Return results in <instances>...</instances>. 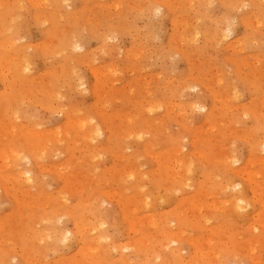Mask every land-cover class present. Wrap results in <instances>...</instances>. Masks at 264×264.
Instances as JSON below:
<instances>
[{"label": "rangeland", "instance_id": "1", "mask_svg": "<svg viewBox=\"0 0 264 264\" xmlns=\"http://www.w3.org/2000/svg\"><path fill=\"white\" fill-rule=\"evenodd\" d=\"M53 1L46 10L36 0H0V13L9 6L16 14L2 28L0 41H8L0 54L25 62L20 70L0 65V107H7L0 108V150L32 147L3 135L4 125L46 134L35 156L21 152L17 169L33 175L27 186L0 159V174L10 177L0 179V262L264 264V150L254 148L264 142V0H163L159 11L156 0ZM239 1L244 9H232ZM223 17L231 33L221 40ZM67 111L71 121L94 118L87 127L98 122L104 135L91 134L94 125L86 130L94 143L84 135L81 142ZM226 156L243 173L230 174ZM239 200L245 205L235 213L230 201ZM82 221L86 238L76 233ZM60 229L70 233L65 242ZM45 232L51 239L40 238ZM170 238L179 243L170 246Z\"/></svg>", "mask_w": 264, "mask_h": 264}, {"label": "bare ground", "instance_id": "2", "mask_svg": "<svg viewBox=\"0 0 264 264\" xmlns=\"http://www.w3.org/2000/svg\"><path fill=\"white\" fill-rule=\"evenodd\" d=\"M29 1H31V0H29ZM36 1H37L38 5H40V6L42 7V9L45 8V9L47 10V8H49V7H48V2L51 1V0H40V1H41L40 3L38 2L39 0H36ZM52 1H53V0H52ZM54 1H55V3H57V2L60 1V0H54ZM54 1H53V2H54ZM63 1H65V3H66V0H63ZM63 1H61V2H63ZM153 1H154V0H153ZM226 1H227V0H226ZM226 1H225V2H226ZM232 1H233V0H232ZM232 1H230V2H232ZM234 1H235V0H234ZM241 1H242V0H241ZM243 1H244V0H243ZM250 1H251V0H250ZM7 2H9V1H7ZM164 2H165V1H163V0H160V1H159V0L157 1V0H156L155 2H153V5L155 6V7L153 6V7L155 8V9H154V8H153V9H154L155 11H157V10L159 11V10L161 9L160 7L164 4ZM251 2H252V1H251ZM20 3H21V2H20ZM65 3L63 2V4H65ZM168 3H169V1H168ZM193 3H194V2H193ZM232 3H233V2H232ZM33 4H34V3H33ZM171 4H172V3H171ZM30 5H31V4H30ZM36 5H37V4H36ZM36 5H35V6H36ZM38 5H37V6H38ZM59 5H60V4H59ZM164 5H166V3H165ZM168 5L170 6V4H168ZM49 6H50V5H49ZM57 6H58V5H57ZM62 6H63V5H62ZM229 6H231V3H230V5H228V7H229ZM245 6H246V5H245L243 2H240V1H239L238 3H235L231 8H232V9L235 8V10H236V9L240 10V9H244ZM105 7H106V6H105ZM190 7H192V6H190ZM51 8H52V6H51ZM54 8H55V7H54ZM57 8H58V7H57ZM165 8H166V7H165ZM6 9H8L9 11H7L6 13H4V12L0 13V26H1L0 35H1V37L4 35V34L2 33V28L4 27V25H5L6 29H9V27L12 25V24H11L12 21H9V20H11L10 18H11L12 16L16 15V14H14V13L11 11V8H10L9 6H5V10H6ZM21 9H22V8H21ZM60 9H62V8H60ZM140 9H141V8H140ZM150 9H151V8H150ZM190 9H191V8H190ZM51 10H53V8H52ZM51 10H50L51 13H52V12L55 13V11H51ZM54 10H55V9H54ZM154 10H151V11H154ZM195 10H196V9H195ZM44 12H45V11H44ZM47 12L50 14L49 11H47ZM56 12H57V11H56ZM140 12H141V11H140ZM66 13L68 14V12H65V14H66ZM151 13L153 14V12H151ZM158 13H159V12H158ZM263 13H264V12H263ZM58 14H59V13H58ZM58 14H57V15H58ZM58 16H59V15H58ZM58 16H57V17H58ZM66 16H70V15H66ZM71 17H72V16H71ZM246 17H247V16H246ZM54 18H55V17H54ZM54 18H53V19H54ZM223 18H224L223 20H224V23H225L224 26H223L222 28L219 29V30H220L219 32H216V34L218 33V34H217L218 36H215V35H214L215 38H217V39H221V40L224 39V38H226V37L228 36V33H231V22H229V20H228L229 17H223ZM51 19H52V18H51ZM53 19H52V21H53ZM86 19H87V18H86ZM245 19H246V18H245ZM249 19H250V18H249ZM249 19H248V20H249ZM54 21H56V19H54ZM54 21H53V22H54ZM45 22H46V21H45ZM56 22H57V21H56ZM13 23H14V19H13ZM100 23H101V22H100ZM216 23H218V22H216ZM219 23H220V22H219ZM219 23H218V24H219ZM221 23H222V22H221ZM15 25H17V24H15ZM15 25H14V26H15ZM221 25H222V24H221ZM7 26H9V27H7ZM183 26H184V24H183ZM216 26H217V25H216ZM16 27H17V26H16ZM219 27H220V26H219ZM219 27H218V28H219ZM14 28H15V27H14ZM190 28H191V27H190ZM218 28H217V29H218ZM70 30H71V29H70ZM124 30H125V29H124ZM110 32H111V31H110ZM183 32H184V31H183ZM194 32H196V30H195ZM211 32H212V31H211ZM1 33H2V34H1ZM106 33H107V32H106ZM191 34H192V33H191ZM198 34H199V33H198ZM212 34H213V33H212ZM5 35H7V34H5ZM109 35H110V33H109ZM194 35H196V34H194ZM74 36H75V35H72L71 38H72V40L74 39L75 42H77V46H78V43H80V42H79L80 40L78 41L77 37H76V36L74 37ZM104 36H105V33L103 34V37H102L103 39H104ZM106 36L108 37V35H106ZM3 37H4V36H3ZM3 37H2V38H3ZM5 37H6V36H5ZM7 37H8V35H7ZM110 37H111V36H110ZM181 37H182V36H181ZM8 38H10V37H8ZM66 38H67V37H66ZM71 38L69 37V39H71ZM105 38H106V37H105ZM112 38H113V37H112ZM194 38H195V37H194ZM103 39H102V40H103ZM107 39H108V38H107ZM6 41H8V40H1V41H0V50H1V48H4V46L7 44ZM10 41H11V40H10ZM14 41H15V40H14ZM14 41H11V42L14 43ZM65 41H68V40H65ZM65 41H63L64 44L66 43ZM70 41H71V40H69L68 43H69ZM103 41H104V40H103ZM107 41H108V40H107ZM180 41H181V40H180ZM54 42H55V41H54ZM63 42H62V43H63ZM75 42H74V43H75ZM187 42H188V41H187ZM193 42H194V41H193ZM13 43H12V44H13ZM62 43L60 44L61 46H62ZM190 43H191V42H190ZM66 44H67V43H66ZM65 46H66V47H69L70 45H69V46L65 45ZM72 46H73V45H72ZM74 46H76V44H75ZM81 46H82V45H81ZM9 47H10V46H9ZM66 47H65L64 49H66ZM183 47H184V46H183ZM70 48H71V47H69V49H70ZM81 48H82V47H81ZM235 48H236V47H235ZM71 49H72V48H71ZM71 49H70V51H71ZM115 49H116V48H115ZM117 49H119V48H117ZM117 49H116V50H117ZM182 49H183V48H182ZM225 49H226V48H225ZM14 50H15V49H14ZM14 50L12 49L11 52L14 51ZM16 50H17V48H16ZM16 50H15L14 52H16ZM80 50H81V49H80ZM143 50H144V49H143ZM61 51H62V50H61ZM66 51H67V50H66ZM70 51H69V53H70ZM72 51H73V50H72ZM72 51H71V52H72ZM232 51H233V50H232ZM0 52H1V51H0ZM14 52H12V54H13ZM234 52H236V51H234ZM237 52H238V51H237ZM239 53H241V52H239ZM3 54H4V52L2 53V55H3ZM5 54H6V53H5ZM16 54H17V52H16ZM16 54H15V55H16ZM57 54H58V53H57ZM72 54L75 55L74 53H72ZM137 54H138V53H137ZM2 55L0 54V58H1V59H0V65H1L2 62L5 61L7 64L10 65V68L13 70V68H14L15 65H16L15 62H14V60H12V58H10V59H9V58H4V56H2ZM20 55H21V54H20ZM138 55H139V54H138ZM21 56H22V55H21ZM70 56H72V55H70ZM15 57H16V56H15ZM15 57H14V58H15ZM19 57H20V56H19ZM19 57H16V58L18 59ZM73 57H75V56H73ZM14 58H13V59H14ZM23 58H24V57H23ZM138 58H139V56H138ZM24 59L26 60V58H24ZM69 59H70V58H69ZM18 60H19V59H18ZM21 60H22V59H21ZM21 60L19 61L18 64H20V63L22 62ZM133 60H134V59H133ZM136 60H137V59H136ZM15 61L17 62V60H15ZM169 61H170V60H169ZM132 62H133V61H132ZM22 63H25V62H22ZM18 64H17L16 66H17V68L20 70V69H21V67H20L21 65H19V67H18ZM23 65H24V64H22V68H23L24 66L27 67L28 63H26V65H24V66H23ZM24 68H25V67H24ZM149 68H150V67H149ZM18 69H16L17 72H16V70L14 69L16 73H20ZM27 69H28V68H27ZM27 69H25V70H27ZM25 70L22 69L21 71L23 72V71H25ZM58 70H59V69H58ZM142 70H143V69H142ZM27 71H28V70H27ZM93 71H94V70H93ZM135 71H136V70H135ZM13 72H14V71H13ZM13 72H12V75H13L12 77H15L17 74H15V76H14ZM15 72H14V73H15ZM22 72H21V73H22ZM95 73H96V72H95ZM8 74H10V73H8ZM72 74H74V73H72ZM6 75H7V74H6ZM19 75H20V74H19ZM93 75L96 76V74H93ZM97 75H98V74H97ZM109 75H110V74H109ZM113 75H114V74H113ZM8 76H9V75H8ZM20 76H21V80H25V79H26V76H25V75H24L25 77L22 76V74H21ZM17 77H18V80H19V76H18V75L16 76V78H17ZM74 77H75V76H74ZM103 77H104V76H103ZM147 77H148V76H147ZM2 78H3V77H2ZM6 78H7V77H6ZM96 78H97V77H96ZM79 80H80V79H79ZM79 80L77 81L78 83H80ZM116 80H117V79H116ZM144 80H145V79H144ZM110 81H111V80H110ZM9 83H10V82H9ZM9 83H8V84H9ZM50 83H51V82H50ZM144 83H145V82H144ZM69 84H70V83H68V86H69ZM82 84H83V83H82ZM113 84H114V83H113ZM47 85H48V84H47ZM76 85H77V84H76ZM80 85H81V84H79L77 87L79 88ZM188 85H189V84H188ZM83 86H84V85H83ZM172 86H173V85H172ZM189 86H192V85H189ZM189 86H187L188 89H189ZM193 86L196 87V84H193ZM69 87L71 88V86H69ZM138 87H139V86H138ZM147 87H148V86H147ZM166 87H167V86H166ZM182 87H184V86H182ZM182 87H181V88H182ZM70 88H69V89H70ZM166 89H167V88H166ZM190 89H191V87H190ZM167 90H169V88H168ZM230 90H231V89H230ZM232 91H233V90H232ZM55 93H56V92H55ZM58 93H59V95H60V92H58ZM148 93H149V91H148ZM5 95H6V94H4V96H3V95H2V96L7 98V96L10 95V94H8L7 96H5ZM52 95H54V94L52 93L51 96H52ZM55 95H57V99H55V100H58L60 97L58 96L57 93H56ZM55 95L52 96V97L55 98ZM103 95H104V94H103ZM130 95H131V94H130ZM228 95H229V94H228ZM236 95H237V94H235V96H236ZM232 96H233V95H232ZM0 97H1V95H0ZM58 97H59V98H58ZM179 97H180V95H179ZM0 99H1V98H0ZM60 99H61V98H60ZM2 100H4V99H2ZM5 101H6V99H5ZM1 102H3V101H1ZM1 102H0V106H1V104H2ZM8 102H9V100H8ZM149 103H150V102H149ZM150 104H151V103H150ZM194 104H195V103H194ZM194 104H193V105H194ZM197 104H199V103H197ZM4 105H5V103H4ZM4 105H2V106H4ZM158 105H159V104H158ZM186 105H187V103H186ZM186 105H185V106H186ZM195 106H196V104H195ZM197 106H198V108H200L199 105H197ZM197 106H196V108H197ZM149 107H150V106H147L148 109H149ZM153 107L155 108V105H154ZM153 107H152V105H151V109H152ZM169 107H170V106H169ZM186 107H189V104H188V106H186ZM201 107H202V106H201ZM234 107H235V106H234ZM0 108H4V107H0ZM6 108H7V107L5 106L4 109H6ZM56 108H58V107H56ZM156 108H157V107H156ZM158 108H159V107H158ZM172 108H173V107H172ZM178 108H179V107H178ZM189 108L193 109V108H195V107L193 106V108H192V105H191ZM202 108H203V107H202ZM51 109H52V108H51ZM58 109H60V111H61V106H59ZM62 109H63V107H62ZM68 109H69V108H68ZM148 109H147V110H148ZM159 109H160V108H159ZM169 109H170V108H169ZM173 109H174V108H173ZM186 109H187V108H186ZM191 109H188V110H191ZM53 110H54V109H53ZM55 110L57 111V109H55ZM55 110H54V111H55ZM71 110H72V109H71ZM147 110H146V111H147ZM149 110H150V109H149ZM149 110H148L147 112H150V111H151V110H150V111H149ZM166 110H167V109H166ZM193 110H194V109H193ZM195 110H197V109H195ZM201 110H202V109H201ZM49 111H50V110H49ZM62 111H63V110H62ZM170 111H171V110H170ZM191 111H192V110H191ZM13 112H14V113L11 114V116H12V115L14 116V114L17 113V112H15V111H13ZM57 112H59V111H57ZM67 112H68V111H67ZM69 112H70V111H69ZM69 112H68L67 115H66V119H67L66 121H67V122H66V121H65V122L67 123V126H69V128L71 127V129L74 130V132L76 133V136H78V135L82 136V137H81V142L83 141V139H82V138H83V135H84L85 140H86L87 142L89 141V139H90V137H91V136H89L90 132H91V134H93V135L96 136V137H97V136L100 137V136L104 135V133L102 132V129L98 126V125H99L98 122H97V123L95 122V123H96V124H94V125H96L95 128L93 127L94 125H93V126L90 125L89 127H87V123L91 124V121L94 119V118L92 119L91 116H90L91 118H90V117H87V118L92 119L91 121H90V119H87V120L90 121V122H87L85 119H82L83 117H82V118H81V117H80V118L78 117L79 120H76V119H75L76 121H71V117H69L70 115H68V114H70L71 112H70V113H69ZM141 112H142V111H141ZM179 112H180V111H179ZM11 113H12V112H11ZM60 113L62 114V112H60ZM60 113H59V114H60ZM144 113H145V112H144ZM150 113H151V112H150ZM209 113H210V112H209ZM63 114H64V112H63ZM72 114H75V113H72ZM72 114H71V115H72ZM17 115H19V114H17ZM13 116H12V119H13ZM15 116H16V114H15ZM15 116H14V117H15ZM72 116H73V115H72ZM244 116H245V115H244ZM17 117H19V116H17ZM17 117H16V118H17ZM19 118H20V117H19ZM19 118H17V119H19ZM85 118H86V117H85ZM17 119H16V120H17ZM145 119H146V118H145ZM137 120H138V118H137ZM147 120H148V119H147ZM147 120H146V121H147ZM13 121H14V120H13ZM17 121H18V120H17ZM144 121H145V120H144ZM146 121H145V122H146ZM159 121H160V120H159ZM92 122H93V121H92ZM155 122H156V121H155ZM93 123H94V122H93ZM93 123H92V124H93ZM128 123H129V122H128ZM15 124H16V123H15ZM15 124L13 125V124L11 123V125H13V126H11L10 124H7L6 126L4 125L3 128L1 129V131L4 132L3 135H5V134L8 135V134H10V136H12V137L16 135V136H18V137L24 139V141L26 142V144L29 145L30 147L32 146L33 148L31 147L30 150H28V149H27V150H26V149H25V150H24V149H23V150L19 149V151L21 150V152L23 153L22 155H24V158H25V154H24V153H28V154H30L31 156H33V155L35 156V154H37V152H39V151H41V150L43 149V147H44V143L42 144V142H43V140L45 139V137H46L45 135H46V134L43 133L44 131H41V130H40V132H39L38 129L35 131L34 129L31 130L30 128H29L30 130L27 129V131L25 132L23 128H18L17 124H16L17 127H14ZM31 124H32V123H31ZM31 124H30V125H31ZM33 125H34V124H33ZM150 125H151V124H150ZM67 126H66V127H67ZM91 126H92L93 128H91V129L89 130L90 132L87 133L86 130H87L88 128H90ZM97 126H98V127H97ZM21 127H22V126H21ZM33 127H34V126H33ZM33 127H31V128H33ZM35 127H36V126H35ZM182 127H185V126H182ZM24 128H25V127H24ZM6 129H8V130L6 131ZM118 129H119V128H118ZM140 130H141V129H140ZM135 131H136V130H135ZM187 131H188V130H187ZM13 132H14V133H13ZM24 132H25V133H24ZM136 132H137V134L139 133L138 130H137ZM136 132H134V133H136ZM85 133H87V134L85 135ZM143 133H144V132H143ZM143 133L141 132V134L144 136ZM146 133H147V132H146ZM141 134L138 135V137L140 136L139 138L136 137V136H137L136 134H134V135H136L135 137H136L137 139H139V140L141 139V140H142ZM60 135H61V134H60ZM60 135H59V136H60ZM126 135H127V134H126ZM16 136H15V137H16ZM7 137H8V136H7ZM175 138H176V136H175ZM92 139H93V137H91L90 141L93 142ZM19 140H20V139H19ZM135 140H136V139H135ZM90 141H89V142H90ZM176 141H177V140H176ZM84 142H85V141H84ZM89 142H88V143H89ZM93 143H94V142H93ZM181 143H182V142H181ZM46 144H47V143H46ZM192 144H193V142H192ZM96 146H97V145H96ZM184 146H185V144H184ZM256 146L259 147L258 150H260V149L264 150V142H256L255 145H254V148H255ZM5 148H6V147H5ZM5 148H3L4 150H0V159H2L3 161L6 160L7 164L10 163V164L7 166V170L14 171V170L17 169V167L19 166V164H20V162H21V158H22L21 152H18V150H17V149L19 148V146L17 145V142H16V143L13 145V147H10L11 149L9 148L10 151H6V152H5ZM230 148H231V147H230ZM93 149H94V148H93ZM98 151H99V150H98ZM178 151H179V149H178ZM256 151H257V150H256ZM8 152H9V153H8ZM42 152H43V151H42ZM174 152H175V151H174ZM176 152H177V150H176ZM179 152H180V151H179ZM179 152H177V153H179ZM228 152H229V151H228ZM99 153H100V152H99ZM233 153H235V152H233ZM233 153H232V154H233ZM261 153H262V152H261ZM6 154H7V156H6ZM47 154H48V153H47ZM90 154H91V153H90ZM181 154H182V153H181ZM183 155H184V154H183ZM206 155H207V154H206ZM2 156H3V157L6 156V158L4 157L5 159H3ZM31 156H30V157H31ZM231 156H232V155H231ZM1 157H2V158H1ZM28 157H29V156H28ZM25 159H26V158H25ZM25 159H24V160H25ZM35 159H36V158H35ZM173 159H174V158H173ZM176 159H177V158H176ZM179 159H180V157H179ZM223 159H224V158H223ZM10 160H11V162H10ZM22 160H23V159H22ZM29 160H30V159H29ZM31 160H32V159H31ZM239 160H240V158H239ZM239 160H238V161H239ZM0 161H1V160H0ZM26 161H27V160H26ZM175 161L177 162L178 160H175ZM1 162H2V161H1ZM23 162H24V161H23ZM28 162H30V161H28ZM178 162L182 163L180 160H179ZM223 162H224V166L226 167V169L228 170V172H229L230 174H238V173L241 174V172H242V168H241V167H238V168L233 167V165H235V164L237 163V160H236L235 158H230V156H228V157L226 156V158L224 159V161L222 160V163H223ZM0 164H1V163H0ZM3 164H4V163H2L1 165L3 166ZM7 164H6V165H7ZM174 165H175V164H174ZM178 165H179V164H178ZM185 165H186V163H185ZM187 165H188V164H187ZM20 166H21V165H20ZM183 166H184V164L182 165V167H183ZM4 167H5V166H4ZM22 167H23V166H22ZM18 168H20V167H18ZM128 169H129V168H128ZM178 169H179V168H178ZM184 169H185V167L183 168V170H184ZM226 169H225V170H226ZM243 169H244V168H243ZM1 170H5V169L2 168ZM18 170H19V169H17V170L14 171V172H15V176L13 175V173H12L13 176H11V174H10L9 176L12 178V180H15V181H17V182H21V183H22V181H23V182L26 181L25 183H26V186H27L28 183H30L29 181H32V180H33V175L31 174L30 171H29V172H27V171H22V170H24V169H20L19 171H18ZM174 170H176V169H174ZM186 170H187L186 172H189V171H190V170H189V166H187V169H186ZM20 171H21V172H20ZM1 172H2V171H1ZM129 172H130V171H129ZM137 172H138V171H137ZM248 172H249V171H248ZM261 172H262V171H261ZM263 172H264V171H263ZM127 173H128V172H127ZM242 173H243V172H242ZM245 173H246V172H245ZM1 174H2V173H1ZM1 174H0V179H2V178L5 179L6 177L10 178L8 175H7L6 177H4V176L1 175ZM29 174H30V176H29ZM128 174H129V173H128ZM130 174H131V173H130ZM133 174H134V178H135V177H136V176H135V173L132 172V176H133ZM177 174H178V173H177ZM255 174H256V173H255ZM31 175H32V176H31ZM247 175H248V174H247ZM1 176H3V177H1ZM25 176H29V177L26 178ZM130 176H131V175H129V177H130ZM248 176H249V175H248ZM248 176H247V177H248ZM178 177H179V175H178ZM247 177H246V178H247ZM3 179H2V180H3ZM179 179H180L179 181H182V182H185V179L187 180L186 177L184 178V181L181 180L180 177H179ZM5 180H6V179H5ZM132 180H134V179H132ZM177 180H178V179H177ZM256 180H257V178H256ZM3 181H4V180H3ZM167 181H168V180H167ZM174 181H175V180H174ZM172 182H173V181H172ZM173 183H174V182H173ZM176 183L178 184L177 181H175V184H176ZM18 184H19V183H18ZM22 184H23V183H22ZM175 184H174V185H175ZM177 184H176V186H177ZM179 184H180V183H179ZM179 184H178V186H179V188L182 190V188L180 187ZM184 184L186 185V183H184ZM233 185H234V184H233ZM181 186H183V185H181ZM187 186H189V185H187ZM191 186H192V185H191ZM226 186H227V185H225V187H226ZM173 187H175V186H173ZM225 187H220V188H225ZM227 187H229V186H227ZM227 187H226L225 189H227ZM235 187H237V185H235ZM176 188H177V187H175V189H176ZM179 188H177V189H179ZM230 188H231V190L234 189V187H233V188L230 187ZM0 189H3V192H4V191L6 192V187H5V185L1 184V181H0ZM177 189H176V190H177ZM180 189H179V190H180ZM183 189H184V188H183ZM173 190H174V188H173ZM176 190H174V191H176ZM221 190H222V189H221ZM229 190H230V189H229ZM231 190H230V191H231ZM170 191H171V189H170ZM222 191H224V190H222ZM239 193H240L241 198H243L242 195H241L242 193H241V192H239ZM239 193H238V194H239ZM238 194H237V196H238ZM118 195H119V194H118ZM140 198H141V197H140ZM146 198H147V197H146ZM235 198H236V197H235ZM118 200H119V199H118ZM136 200H137V199H136ZM144 201L147 202L148 200H144V199L142 200V199H141L140 204L142 203V204H141L142 207L145 208V207H147L148 205H147V203H144ZM138 203H139V202H138ZM143 203L146 204V205H143ZM225 203H226V202H225ZM225 203H224V204H225ZM230 203H231V205H230L231 207H230L229 209H232V211L235 212V213H238V212L240 211V209L245 205L244 201L241 202L240 200H239V203H241V204L243 203L244 205H243V204L240 205V204H239L238 202H236V201H233V202L230 201ZM63 204H64V203H63ZM247 204H248V203H246V206H247ZM134 205H135V204H134ZM141 205H140V206H141ZM138 206H139V204H138ZM207 206H208V205H207ZM135 207H136V206H135ZM64 208L66 209L67 216H69V215L71 214V215H72V218H73V214H74V213L72 214L71 212H69V211L67 210L68 208H67L66 206H64ZM229 209H228V210H229ZM242 209H243V208H242ZM242 209H241V210H242ZM230 211H231V210H230ZM230 211H228V212H230ZM229 214H230V213H229ZM71 215H70V216H71ZM74 215H75V214H74ZM233 215H235V214L233 213ZM237 215H240V213H239V214H236L235 216H237ZM235 216H234V217H235ZM81 220H82V219H81ZM46 221H47V220H46ZM48 221H49V220H48ZM48 221H47V222H48ZM53 221H54V220H53ZM56 221H57V220H56ZM98 221H99V220H98ZM171 221H172V220H171ZM96 222H97V221H96ZM96 222H95V223H96ZM99 222H102V220H100ZM165 222H166V221H165ZM35 223H36V222H35ZM81 223H82L83 225L81 224L79 227H78V226H75V228H76V233H78V235H79V234H80V235H85V231L87 232L86 224L84 225L83 221H82ZM95 223H94V224H95ZM168 223H170V222H168ZM168 223H167V227L165 226V227H166L165 229H168ZM49 224H50V223H49ZM98 224H99V223H98ZM130 224H132V223L130 222ZM55 225H56V224H55ZM100 225H102V224H100ZM100 225H99V226H100ZM49 226H50V225H49ZM95 226H96V225H95ZM99 226H98V227H95V229L98 230V231L100 232V230H99ZM56 227H57V226H56ZM58 227L61 228L60 226H58ZM91 227H93V226H91ZM196 227H197V226H196ZM54 228H55V227H54ZM62 228H63V227H62ZM97 228H98V229H97ZM199 228H200V227H199ZM90 229H91V228H90ZM95 229H93L92 231L94 232ZM100 229H101V228H100ZM17 230H18V229H17ZM96 230H95V231H96ZM89 231H91V230H89ZM98 231H96V232H98ZM165 231H166V230H165ZM170 231H171V230H167V231H166V235H167V234H170ZM50 232H51V231H50ZM56 232H57V231H56ZM136 232H137V231H136ZM136 232H135V233H136ZM38 233H39V232H38ZM48 233H49V232H48ZM87 233H88V232H87ZM87 233H86V234H87ZM102 233H103V232H102ZM44 234L46 235V232H45ZM50 234H51V233H50ZM164 234H165V233H164ZM55 235H56V234H55ZM57 235L59 236V238H62V241L65 242V239L68 238V237H66V236L70 235V233H69L68 231H64L63 229H60V232H58ZM57 235H56V236H57ZM170 235L173 237V235H175V233L173 232V233H171ZM170 235H169V237H170ZM48 236H49V235H48ZM89 236H90V235H89ZM41 237H42V238H46L47 235H46L45 237H43V236L40 235V238H41ZM83 237H84V236H83ZM176 237H177V235L174 236V238H176ZM37 238H38V237H37ZM42 238H41V239H42ZM48 238H50V237H47V239H48ZM84 238H86V235H85ZM177 238H179V237H177ZM212 238H213V237H212ZM50 239H51V238H50ZM168 239H169V238H168ZM170 239H171V240H169V243H170L169 245L172 246V244H174L175 242H173V243L170 242V241H172V238H170ZM207 239H208V238H207ZM91 240L94 241L92 238H91ZM91 240H90V241H91ZM102 240H103L104 245H106L105 242H104L105 240H104L103 238H102ZM106 240H107V238H106ZM148 240H149V239H148ZM41 241H42V240H41ZM48 241H49V240H48ZM48 241H47V242H48ZM56 241H57V239H56ZM86 241H87V240H86ZM98 241H100V240H98ZM98 241H97V242H98ZM175 241H176V240H175ZM177 241H178V240H177ZM60 242H61V240H60ZM60 242H59V243H60ZM100 242H101V241H100ZM100 242H99V243H100ZM49 243H50V242H49ZM49 243H48V244H49ZM99 243H98V245H99ZM138 243H139V242H138ZM171 243H172V244H171ZM177 243H179V242H177ZM177 243H175V244H177ZM191 243H192V242H191ZM191 243H190V244H191ZM196 243H197V242H196ZM130 245H131V244H130ZM144 245H145V243H144ZM163 245H164V244H163ZM169 245H168V243H167V246H169ZM50 246H51V245H50ZM92 246H94V244H92L91 247H92ZM95 246H96V244H95ZM95 246H94V247H95ZM109 246H110V245H109ZM109 246H108V247H109ZM127 246H128V245H126V247H127ZM86 247H87V246H86ZM97 247H99V246H97ZM103 247H104V246H103ZM161 247H162V246H161ZM165 247H166V246H165ZM202 247H203V246H202ZM92 248H93V247H92ZM95 248H96V247H95ZM113 248H115L114 245H113ZM116 248H117V247H116ZM128 248H129V246H128ZM170 248H172V247H170ZM89 249H90V247L88 248V250H89ZM168 249H169V248H168ZM92 250H93V249H92ZM92 250H90L91 253H92L95 249H94L93 251H92ZM96 250H97V248H96ZM98 250H99V248H98ZM102 250H103V249H101V251H102ZM166 250H167V248H166ZM171 250H172V249H171ZM101 251H100V252H101ZM104 251H105V249H104ZM104 251H103V252H104ZM173 251H174V250H173ZM81 252H82V251H81ZM95 252H96V251H95ZM95 252L92 253V254H93L92 256H95V257H96L97 254H98L99 252H96V253H95ZM28 253H29V252H28ZM91 253H90L89 255H91ZM101 253H102V252H101ZM80 254H81V253H80ZM85 254H86V251H85ZM102 254H103V253H102ZM102 254H101V255H102ZM103 256H104V255H103ZM158 257H159V256H158ZM88 258H89V257H88ZM92 258H93V257H92ZM97 258H98V257H97ZM104 258H107V257L104 256ZM156 258H157V257H156ZM78 259H80V258H78ZM90 259H91V258H90ZM90 259H89V260H90ZM157 259H158V258H157ZM5 260H6V259H5ZM124 260H125V259H124ZM126 261H127V259H126ZM126 261H125V262H126ZM160 261H162V259H160ZM0 263H1V262H0ZM6 263H7V262H6ZM94 263H95V262H94ZM96 263H97V261H96ZM96 263H95V264H96ZM127 263H128V262H127ZM164 263H165V262H164ZM1 264H2V263H1Z\"/></svg>", "mask_w": 264, "mask_h": 264}]
</instances>
